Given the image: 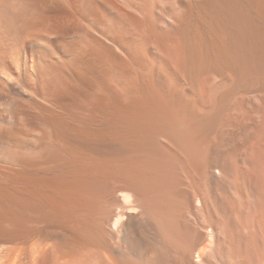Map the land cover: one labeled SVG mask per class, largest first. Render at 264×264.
Wrapping results in <instances>:
<instances>
[{"label": "bare ground", "instance_id": "1", "mask_svg": "<svg viewBox=\"0 0 264 264\" xmlns=\"http://www.w3.org/2000/svg\"><path fill=\"white\" fill-rule=\"evenodd\" d=\"M0 264H264V0H0Z\"/></svg>", "mask_w": 264, "mask_h": 264}]
</instances>
